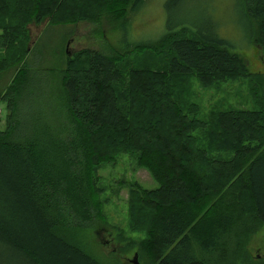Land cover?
<instances>
[{
	"label": "trees",
	"instance_id": "16d2710c",
	"mask_svg": "<svg viewBox=\"0 0 264 264\" xmlns=\"http://www.w3.org/2000/svg\"><path fill=\"white\" fill-rule=\"evenodd\" d=\"M146 1L0 0V264H104L84 238L104 223L98 172L123 155L159 184L129 187L143 264H264L247 249L264 227V102L205 121L187 85L246 81L259 100L264 74L182 25L129 42ZM243 5L264 61V0ZM103 21L123 31L122 47L51 62L32 46V25Z\"/></svg>",
	"mask_w": 264,
	"mask_h": 264
},
{
	"label": "rangeland",
	"instance_id": "374dc122",
	"mask_svg": "<svg viewBox=\"0 0 264 264\" xmlns=\"http://www.w3.org/2000/svg\"><path fill=\"white\" fill-rule=\"evenodd\" d=\"M167 2L168 0H147L142 10L130 18L127 40L154 39L169 27L177 28L182 25L189 27L200 38L222 40L226 47L245 58L251 72L264 74L262 51L252 44L243 0H187L174 9H167ZM30 33L32 46L38 44L40 50L44 47L46 50L43 52L51 62L60 58L62 52L70 54L87 48L107 52L123 45V31L112 30L106 21L99 25L80 23L56 27L44 23L32 25ZM54 51L56 55L52 56ZM11 78L12 74L8 73L3 79L4 84ZM187 85L192 101L201 108L199 118L205 121L210 120L212 114L218 111L256 110L260 107V102H264V85L260 86L258 100L251 91V84L246 81L205 89L198 80L191 79ZM0 107L3 110L0 129H4L6 110L5 107ZM98 174L100 186L104 190L101 196L104 201V223L89 229L84 238L85 250L104 264H135L136 255L138 264H143L138 252L145 234L135 232L130 227L129 187L137 184L145 190H156L159 184L128 155L119 156L113 163L103 164ZM247 249L254 258L264 259V227L251 237Z\"/></svg>",
	"mask_w": 264,
	"mask_h": 264
},
{
	"label": "water",
	"instance_id": "95a60500",
	"mask_svg": "<svg viewBox=\"0 0 264 264\" xmlns=\"http://www.w3.org/2000/svg\"><path fill=\"white\" fill-rule=\"evenodd\" d=\"M134 263H135V264H138V255L135 256V258H134Z\"/></svg>",
	"mask_w": 264,
	"mask_h": 264
},
{
	"label": "built area",
	"instance_id": "2783aa9c",
	"mask_svg": "<svg viewBox=\"0 0 264 264\" xmlns=\"http://www.w3.org/2000/svg\"><path fill=\"white\" fill-rule=\"evenodd\" d=\"M2 109L0 108V120H1V118H2Z\"/></svg>",
	"mask_w": 264,
	"mask_h": 264
}]
</instances>
